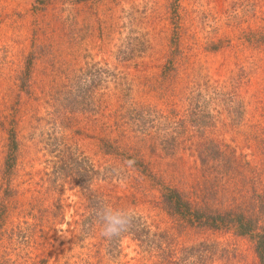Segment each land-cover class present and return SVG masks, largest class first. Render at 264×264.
<instances>
[{
    "label": "rangeland",
    "instance_id": "rangeland-1",
    "mask_svg": "<svg viewBox=\"0 0 264 264\" xmlns=\"http://www.w3.org/2000/svg\"><path fill=\"white\" fill-rule=\"evenodd\" d=\"M263 200L264 0H0V264H262Z\"/></svg>",
    "mask_w": 264,
    "mask_h": 264
},
{
    "label": "trees",
    "instance_id": "trees-1",
    "mask_svg": "<svg viewBox=\"0 0 264 264\" xmlns=\"http://www.w3.org/2000/svg\"><path fill=\"white\" fill-rule=\"evenodd\" d=\"M186 89H182L179 91V93H184ZM165 91V90H164ZM166 93V92H165ZM173 91H171L170 95H174ZM178 93V92H176ZM121 126V125H120ZM109 146H114V145H117V140H113L111 143H108ZM231 161L232 163H236V158H234L233 154L231 155ZM215 176H216V180L217 181H223V182H226V174H224L223 172L218 176L216 173H215ZM223 191L226 192V188H225V184H224V188H223ZM171 194L169 196V200L172 202V203H175V204H179L180 207H181V213H184V215H182L183 217H185V219L189 220V221H195L196 218L199 216L197 215L196 216V212L197 211H201L202 213L206 210L209 209L210 205H209V201L206 200V203H204V207H200L198 205V203L194 200H190L188 199L187 197H185L183 194H181L179 191H178V188L176 187H173L171 190H170ZM198 206V208H194ZM212 206V205H211ZM261 209H262V212H264V200L261 201ZM214 212V215L216 214L217 217L220 219L221 217H224L223 214L220 215V211L218 210V208H215L214 210H212ZM187 213V215L185 214ZM193 216V219L191 216ZM190 218H188V217ZM222 219V218H221ZM259 249H258V253H259V258L261 260V263L264 264V239L262 238H259Z\"/></svg>",
    "mask_w": 264,
    "mask_h": 264
},
{
    "label": "clouds",
    "instance_id": "clouds-1",
    "mask_svg": "<svg viewBox=\"0 0 264 264\" xmlns=\"http://www.w3.org/2000/svg\"><path fill=\"white\" fill-rule=\"evenodd\" d=\"M97 216L102 222L101 235L112 238L120 235L130 226L132 213L125 209H115L110 205L102 206ZM61 233L63 234L66 225H61Z\"/></svg>",
    "mask_w": 264,
    "mask_h": 264
}]
</instances>
